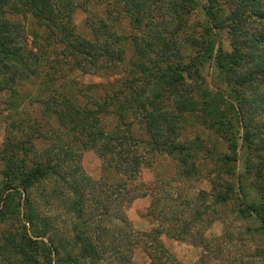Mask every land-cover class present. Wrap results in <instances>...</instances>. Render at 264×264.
Returning a JSON list of instances; mask_svg holds the SVG:
<instances>
[{
	"label": "trees",
	"instance_id": "trees-1",
	"mask_svg": "<svg viewBox=\"0 0 264 264\" xmlns=\"http://www.w3.org/2000/svg\"><path fill=\"white\" fill-rule=\"evenodd\" d=\"M90 1L0 0V95L9 90L17 97V85L33 78L39 82L36 101L45 105L43 117L23 119L22 134L8 132L0 150V221H21L18 231L1 233L0 259L132 264L138 243L149 264H184L162 235L191 240L208 254L205 231L220 207L233 201L238 217L259 224L246 231L264 236V0H94L109 8L99 25L86 20L92 32L87 37L77 30L74 14L77 8L89 13ZM198 7L204 22L190 24L187 18ZM113 16L128 18L136 29L129 60L120 37L114 45L107 33ZM219 29L228 30L230 51L220 43ZM125 62L135 78L122 82L113 97L92 95L83 106L71 99L77 85L71 73L98 74ZM213 68L218 86L208 80ZM139 77L143 80H134ZM102 86L78 91L86 97L89 88L98 92ZM104 116L115 123H104ZM193 122L203 131L183 137L199 131ZM240 149L247 155L239 174ZM89 150L100 157L104 175L111 168L118 173L116 181L85 171L82 157ZM157 155L177 162L184 185L152 191L148 212L158 227L140 232L126 212L136 197L128 195L129 185ZM208 166L210 191L186 186ZM51 179L54 188L42 196L47 204L58 196L72 223L67 233L41 214L31 193ZM250 191L255 200H249ZM250 257L264 259V248Z\"/></svg>",
	"mask_w": 264,
	"mask_h": 264
},
{
	"label": "rangeland",
	"instance_id": "rangeland-1",
	"mask_svg": "<svg viewBox=\"0 0 264 264\" xmlns=\"http://www.w3.org/2000/svg\"><path fill=\"white\" fill-rule=\"evenodd\" d=\"M206 1L207 0H198L200 4H205ZM105 5L106 4H98L94 0H91L89 3H87V7L90 10L89 13L85 12L82 8H77L74 14L77 30L83 35L91 37L92 32L89 29L90 25L86 23V20L90 18V20L94 21V24L99 25V20L106 17V9L109 8L105 7ZM115 17L119 18L116 20ZM187 19L190 24L195 22H204V16L201 7L195 8L194 12L191 13ZM106 22L109 24V26H111L109 27V30H107V33H110L111 35L113 34V44L115 45L116 43V40H114L116 36L120 37L121 41L119 42L121 48L125 51V54L129 60V58L132 56L133 50L131 49L129 40L131 35L136 32L133 23L128 18L121 16H113V19L111 18ZM217 32L218 39L223 48L227 51H230L231 45L228 30L219 29ZM31 38L32 37H30V40H32ZM126 63L127 62L117 63V67H112L108 69V71L104 69V72L98 74L93 72L82 74L79 70L71 73L69 75V80L77 81V85L75 87L72 86L74 89L70 90L69 94L72 97L71 99L77 102L78 105L83 106L88 101L87 99H90L92 95H98V98L100 97L99 95L102 94L101 98H103L107 93L109 96L113 97L112 94L114 93V90L120 87L122 82L131 77L135 78L133 77L135 72L134 70L133 74L128 75L127 72H130V69ZM208 72H210V75L208 76L210 83L213 86H218V78L216 77L215 69H210ZM142 77L134 80H143ZM91 84H101L104 87H99L98 92H93V90L89 88V92L86 97L78 91L80 86L83 87L85 85L88 86ZM38 87V80L30 78L29 80L17 85L19 90L17 97H12V94L9 90H5V92L0 95V150L2 149L8 132L11 133L12 136L16 137L22 134L20 122L23 121V119L27 120L29 117H43L41 114V109L45 108V105L36 101L37 94L39 92ZM103 119L104 123H115V120L109 116H104ZM193 123L196 124L194 126H200L198 129L199 131L191 132L189 130L187 134L184 133L183 137L187 138L194 136L195 133L199 134L203 131L200 124L196 122ZM51 126L52 127L48 128L49 133L55 130L56 123L54 120ZM27 127L29 128L28 124ZM213 140L215 141V138L211 141ZM221 146L223 148V143ZM246 155L247 154L245 150L240 149V158L236 164L235 170L239 174L244 171ZM150 160L151 165L144 167V171L141 176L142 179L133 185H129L130 189L128 195L136 197L130 204H128L126 207V212L129 216V219L133 218L130 220L137 221V224L142 222V220H145L147 223L155 224L158 227V222L156 221L154 215L148 212L152 203V191L154 192L156 190L159 192L162 191L164 187H179L184 184L182 180L178 179V166L177 162L173 158L169 156L167 157L165 155H157L154 158L151 157ZM100 165L101 159L94 150L84 152L82 157V166L90 176H93L94 179H99L95 177V174L98 170H100ZM210 169L211 166L203 168V174L200 177H197V179L190 181L186 186L190 185L194 190L205 189L210 191L211 184L208 180V171ZM2 170L3 163L0 161V183L3 180ZM99 173L103 177L104 173H102V171ZM104 177L106 180L113 182L119 178V175L114 169L111 168L105 172ZM224 178L228 181L233 179V177H230V175H225ZM53 188L54 180L51 179L41 182L37 187H33L31 193L32 196L36 198V205L41 210V214L50 216L53 221L57 222L59 227L64 230L63 232H70L72 225L71 219H69L70 215L64 212L58 196L55 195L52 197L48 204L44 202L45 199L42 196L43 191H51ZM144 192L149 194L147 199L149 206L143 208L138 198L141 196V193ZM250 194L251 198L249 200H255V198H253L255 196V192L250 191ZM232 196L236 197L234 194ZM232 204H234V201L229 206L220 207L219 214H217L218 218L212 224H210L208 229L205 231V235L208 238L209 248H211L208 250V254H205L204 248L201 245L198 243H193L191 240L178 241L163 234L161 238L162 241L184 264H201L200 259L202 256H204L203 258L205 259V264H264V259L255 261L254 258L250 257L257 248H264V236L251 234L246 231V226H258V222L253 219L243 220V218L241 219L238 217ZM10 221L11 222L0 221V246L2 244L1 233L3 231L11 228L14 232H16L21 228V221L17 219ZM132 224L136 230L140 232L144 231L141 229V227H139V225H134L133 221ZM254 235L256 236L255 239H253ZM133 254L132 264H149L150 259L142 245L137 243ZM0 264H7V262L0 259Z\"/></svg>",
	"mask_w": 264,
	"mask_h": 264
},
{
	"label": "crops",
	"instance_id": "crops-1",
	"mask_svg": "<svg viewBox=\"0 0 264 264\" xmlns=\"http://www.w3.org/2000/svg\"><path fill=\"white\" fill-rule=\"evenodd\" d=\"M95 152H96V151H95ZM165 156H167V155H165ZM167 157H168V156H167ZM99 167H100V170H98V171L96 172L95 177L100 179V177H102V176L100 175L99 172L102 171V173H104V171H103V168H102V164H101ZM143 171H144V167L141 168V175H140V177H138L139 181L142 179L141 176H142ZM102 175H103V174H102ZM91 176H92V175H91ZM103 176H104V175H103ZM92 177H93V176H92ZM145 185H146V184H145ZM148 196H149V194H147V195H141V196L138 198V200H139V202L142 204V207H143V208L149 206L148 201H147ZM143 205H144V206H143ZM128 217H129V216H128ZM130 219H133V218H130ZM132 221H133L134 225L137 224V221H134V220H132ZM138 225H139V227H141V229L144 230V231H150V230L154 229V227H155V228L157 227L155 224H149V223H147V221H145V220H144V221L142 220V222L138 223L137 226H138ZM137 226H136V227H137Z\"/></svg>",
	"mask_w": 264,
	"mask_h": 264
}]
</instances>
